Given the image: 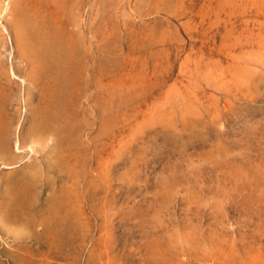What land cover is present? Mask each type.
<instances>
[{
    "label": "rangeland",
    "instance_id": "rangeland-1",
    "mask_svg": "<svg viewBox=\"0 0 264 264\" xmlns=\"http://www.w3.org/2000/svg\"><path fill=\"white\" fill-rule=\"evenodd\" d=\"M41 2L0 0V264H264V0Z\"/></svg>",
    "mask_w": 264,
    "mask_h": 264
},
{
    "label": "bare ground",
    "instance_id": "bare-ground-1",
    "mask_svg": "<svg viewBox=\"0 0 264 264\" xmlns=\"http://www.w3.org/2000/svg\"><path fill=\"white\" fill-rule=\"evenodd\" d=\"M41 1L42 0H28L29 3L33 4L34 8H37V6L40 8L41 5H42V7H44V4ZM72 3H73V1L71 2V4ZM15 7H17V5ZM58 7L61 8L60 10H62L61 6H58ZM58 7H57V9H59ZM26 8L24 10H23V8L15 10L19 16V20L17 21V24L16 23L15 24L17 25V30L20 34V37L24 40V46L26 45V47L23 48V51L21 53H22L23 57H25V60H27L31 64L35 73H41L43 71H50L52 73L51 75H53L55 78H57L62 72L60 64L63 62V58H65V57L68 58L67 54L64 52L63 47H62V32L59 29L53 28V25H50V21L49 22L47 21L44 24L38 23V21H36V19L33 18V16L26 10ZM60 15H62V14H60ZM70 59H72V58H70ZM58 80H60V79H58ZM60 82H61V80H60ZM69 82H70V80H69ZM58 84H59V82H58ZM67 84H68V82H67ZM63 86H64L63 84H60V87L57 86L58 88H55V93H58L55 95V99L60 98L59 96L62 93L61 90L64 88ZM62 96H63V94H62ZM66 96H68V95H66ZM55 109H57V111H58V108H55ZM68 110L69 109H67V111ZM51 112H52V110H51ZM58 114H60V113H58ZM47 116H48V114H47ZM46 118H48V117H46ZM62 119H63V117H62ZM55 121H56V119H55ZM45 128H47V126ZM49 129H51V128L49 127ZM43 130H44V128H43ZM55 133H56V131H55Z\"/></svg>",
    "mask_w": 264,
    "mask_h": 264
}]
</instances>
